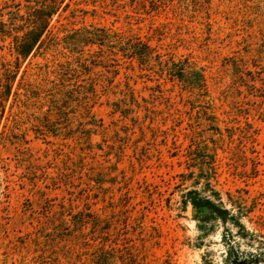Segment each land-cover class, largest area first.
<instances>
[{"label":"rangeland","instance_id":"rangeland-1","mask_svg":"<svg viewBox=\"0 0 264 264\" xmlns=\"http://www.w3.org/2000/svg\"><path fill=\"white\" fill-rule=\"evenodd\" d=\"M50 31L0 37V264H225L236 229L182 203L208 179L264 242V0H63Z\"/></svg>","mask_w":264,"mask_h":264},{"label":"trees","instance_id":"trees-1","mask_svg":"<svg viewBox=\"0 0 264 264\" xmlns=\"http://www.w3.org/2000/svg\"><path fill=\"white\" fill-rule=\"evenodd\" d=\"M26 6V13L21 15L19 10L17 12H0V37L4 40L7 38L12 39L13 49L18 57H27V55L34 49L39 50L45 42L42 39L44 36L51 35L50 23L53 16L57 13L63 0H28ZM68 7V5H67ZM9 15V26L4 22V17ZM88 41L91 44H99L105 46L106 44H119L117 51L122 56L129 59H135L139 63L148 62L151 59L149 47L142 45L139 42L127 41L120 42L114 39L108 33L99 35L97 32H87ZM100 40V41H99ZM124 43V44H123ZM123 44V45H122ZM11 85H7L6 96L3 101L6 102L11 93ZM2 106V105H1ZM2 110L4 106L1 107ZM206 195L197 190L186 189L182 195V203L186 209L188 205L196 211V221L198 222V229L206 231L210 222H220L227 226L230 224L237 231L238 237L226 229L223 234V244L227 249L228 257L225 264H254L256 260H264V242L251 235L242 223V212H237L235 205L232 203V209H227L222 196L213 189L211 180L206 181ZM231 202V201H230ZM236 211L239 214H235ZM249 241L248 246L254 248V252L241 251V244L237 240ZM257 263V262H256ZM262 263V262H261Z\"/></svg>","mask_w":264,"mask_h":264}]
</instances>
